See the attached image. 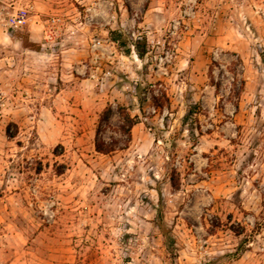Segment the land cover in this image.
<instances>
[{"label": "rangeland", "instance_id": "rangeland-1", "mask_svg": "<svg viewBox=\"0 0 264 264\" xmlns=\"http://www.w3.org/2000/svg\"><path fill=\"white\" fill-rule=\"evenodd\" d=\"M0 264H264V0H0Z\"/></svg>", "mask_w": 264, "mask_h": 264}, {"label": "trees", "instance_id": "trees-1", "mask_svg": "<svg viewBox=\"0 0 264 264\" xmlns=\"http://www.w3.org/2000/svg\"><path fill=\"white\" fill-rule=\"evenodd\" d=\"M111 35L112 37V41L120 43V35L119 33L116 32H112ZM138 57H140V55H137ZM112 108L110 106L106 107L104 109V111L102 112V119L101 121H108L109 118L112 115ZM117 113L119 115V117L121 118L122 121V126H121V133L122 135L125 137V147L128 144V142L130 141V130L133 126H135L138 122H137V118L136 117H131L122 107H117ZM190 112H188L189 114ZM99 128H97L96 130V134H95V143H94V149L97 153L102 154V155H107V154H111L115 151V149L113 148V145L106 143L105 141L99 139ZM5 133L8 139H14L16 137V131L11 132L10 131V125H8L5 129ZM57 174H62L61 170L57 171ZM176 185L172 184V187L174 188ZM159 213V229L161 228V224H162V219H161V214L160 211L158 210Z\"/></svg>", "mask_w": 264, "mask_h": 264}, {"label": "built area", "instance_id": "built-area-1", "mask_svg": "<svg viewBox=\"0 0 264 264\" xmlns=\"http://www.w3.org/2000/svg\"><path fill=\"white\" fill-rule=\"evenodd\" d=\"M32 7L27 6L24 9H18L14 12L8 13L7 17L4 19V26L10 29L11 31L17 32L22 31L29 25V13ZM35 18V17H34ZM59 19H49L46 21L48 31H44L43 39H48L53 41V30L56 29L59 23ZM50 29V30H49ZM93 47L95 49L100 47V42H94Z\"/></svg>", "mask_w": 264, "mask_h": 264}]
</instances>
